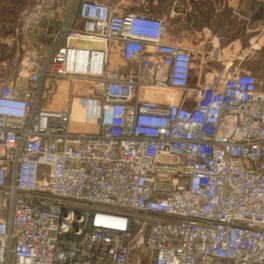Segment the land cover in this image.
Listing matches in <instances>:
<instances>
[{
    "label": "built area",
    "instance_id": "1",
    "mask_svg": "<svg viewBox=\"0 0 264 264\" xmlns=\"http://www.w3.org/2000/svg\"><path fill=\"white\" fill-rule=\"evenodd\" d=\"M76 13L45 61L0 60V264H264V81L194 83L162 18ZM61 78L69 103L48 108Z\"/></svg>",
    "mask_w": 264,
    "mask_h": 264
},
{
    "label": "crops",
    "instance_id": "2",
    "mask_svg": "<svg viewBox=\"0 0 264 264\" xmlns=\"http://www.w3.org/2000/svg\"><path fill=\"white\" fill-rule=\"evenodd\" d=\"M57 1L33 0L24 5L22 0H0V60L20 56L41 63L66 44L65 28L78 0ZM103 1L118 5L121 12H143L162 18L166 26L164 40L195 53L198 61L193 64L194 83L225 76L236 68L250 72L253 68V73L264 77V0ZM75 43L98 45L87 41ZM252 59L253 67L249 62ZM124 64L133 70L137 67L135 63ZM19 67L24 70L22 65ZM72 93L78 94L75 87ZM80 93L77 99L84 100L85 93ZM70 94L71 89L68 99ZM45 106L65 108V88L60 82Z\"/></svg>",
    "mask_w": 264,
    "mask_h": 264
},
{
    "label": "rangeland",
    "instance_id": "3",
    "mask_svg": "<svg viewBox=\"0 0 264 264\" xmlns=\"http://www.w3.org/2000/svg\"><path fill=\"white\" fill-rule=\"evenodd\" d=\"M32 1L33 0H22V2H23L24 5H29V4H31ZM54 1L55 2H58L57 0H54ZM81 1L82 0H78V2L76 3V5L74 6V9L72 10V18L77 17L76 10H77V8H78V6H79V4H80ZM197 61L198 60H195V63L196 64H197ZM112 62L115 63L116 65H118V67L125 66V64H124L125 61L121 58L120 50H117L113 54V56H112ZM249 62H250V64H252V67H253L254 66V59L250 60ZM251 69H252V72H254V69L253 68H251ZM258 76L262 79V81H264V77L263 76H261V75H258ZM59 82H60L62 88L63 87L65 88V99H66V106L65 107H67V105L69 103L68 92H70V88L72 87V85H71V82L69 80L67 82L63 81V78H61L59 80ZM74 87H75V90L80 95H81L80 92L87 93L88 92L87 90L89 88L88 83L87 82H83L82 80H78L75 83ZM261 88L264 90V83L261 86ZM74 102H75V104L73 106V119H74V121L71 123L72 124V127H73L72 129H80L82 131H84V130H88V131L91 130L92 129L91 126H89L87 123H85L83 121L85 101L82 100V99H76ZM54 109H56V108H54ZM80 113H81V115H79Z\"/></svg>",
    "mask_w": 264,
    "mask_h": 264
},
{
    "label": "bare ground",
    "instance_id": "4",
    "mask_svg": "<svg viewBox=\"0 0 264 264\" xmlns=\"http://www.w3.org/2000/svg\"><path fill=\"white\" fill-rule=\"evenodd\" d=\"M85 118H86V105H85V107H84V117H83V121L85 120ZM73 128V127H72Z\"/></svg>",
    "mask_w": 264,
    "mask_h": 264
}]
</instances>
